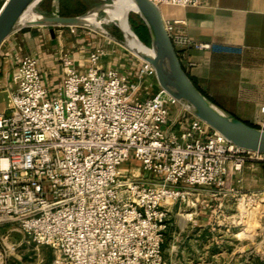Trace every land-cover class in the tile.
<instances>
[{"label":"built area","instance_id":"1","mask_svg":"<svg viewBox=\"0 0 264 264\" xmlns=\"http://www.w3.org/2000/svg\"><path fill=\"white\" fill-rule=\"evenodd\" d=\"M148 1L161 12L203 0ZM162 21L179 60L190 50H216L188 38L183 21ZM63 28L78 27L54 30ZM84 51L80 69L60 47L61 78L51 86L38 59L22 55L0 88L7 99L0 110V228L8 227L0 232V264H22L19 251L31 246L49 247L50 264H165L170 204L189 219L204 211L208 221L237 228L262 203L264 189L243 191L238 175L264 165V153L229 143L157 86L139 96L153 76L146 63L136 58L141 65L129 79L102 64L101 43L88 42Z\"/></svg>","mask_w":264,"mask_h":264},{"label":"crops","instance_id":"2","mask_svg":"<svg viewBox=\"0 0 264 264\" xmlns=\"http://www.w3.org/2000/svg\"><path fill=\"white\" fill-rule=\"evenodd\" d=\"M4 1L0 0V7ZM42 14L55 15L52 12ZM161 14L165 19L183 21L188 38L216 49L211 52L190 50L180 60L204 96L239 120L264 129V113L261 112L264 108V0H203L196 7H163ZM88 34L79 27L72 32L68 28L61 29V33L54 30L55 41L51 43L43 27L13 33L0 47V88L7 84L22 55L38 59L48 86L61 78L57 60L60 47L70 49L79 68L83 69L85 43L89 42L85 35ZM103 47L106 53L103 65L115 68L129 79L136 76L141 65L136 58L112 46ZM226 49L237 52L228 53ZM155 89L154 82L141 96L147 97ZM238 176L243 191L264 189V165L245 166ZM235 229L226 222L208 221L204 211L189 219L180 215L177 203L170 204L161 243L164 262L264 264V253L259 252L264 251V232L260 235L262 242L245 246L235 236Z\"/></svg>","mask_w":264,"mask_h":264},{"label":"water","instance_id":"3","mask_svg":"<svg viewBox=\"0 0 264 264\" xmlns=\"http://www.w3.org/2000/svg\"><path fill=\"white\" fill-rule=\"evenodd\" d=\"M43 1L5 0L2 3L0 7V47L10 35L25 28H45L51 43L55 41L54 28L56 27H92L96 30L93 26L87 25L84 22L85 19L91 14H96L97 18L99 13L104 14V11L111 8L114 3V0H95L103 3L88 9L81 15L66 17L38 13L36 7ZM125 1L134 7L135 11L132 14L146 28L149 45L142 43L130 28L135 45L134 49H129L125 46V36L121 32L122 41L116 40L103 29V32L99 33L108 39L116 41L132 56L149 65L153 70L156 86L173 98L182 109L194 118L220 134L226 141L236 147L264 153V129L247 124L221 109L208 100L192 82L164 31L160 9L148 0ZM28 13L34 15L36 20L28 23L26 19Z\"/></svg>","mask_w":264,"mask_h":264},{"label":"rangeland","instance_id":"4","mask_svg":"<svg viewBox=\"0 0 264 264\" xmlns=\"http://www.w3.org/2000/svg\"><path fill=\"white\" fill-rule=\"evenodd\" d=\"M81 4L86 6V9L84 12H86L88 9L98 5V4H102L103 2L100 1H95V0H80ZM108 3V2H107ZM63 6L64 10L67 11H80V6L77 5V0H44L38 7H36V11L38 13H47L48 12H52L55 13L56 15H60L59 13L61 12L60 8ZM56 10V12H55ZM117 13L126 20L127 25H129V28L131 29V31L133 32V29L135 30V25L137 24L136 21V16L134 14H132L130 11L123 9L121 7L116 8ZM84 12H82L81 14H83ZM78 14V15H81ZM106 20V16L103 13H99L97 15L96 20L97 21H102V20ZM84 32L89 33L88 35H85L87 37V41H89V43H98V44H102L103 46H112L113 48L117 49L119 52H126L128 54H130L129 52H127L126 50L123 49L122 46H120L116 41H113L111 39H108L106 37H104L103 35H101L99 32H97L96 30H94L92 27H87V28H83ZM102 29L108 33L110 36H112L113 38H115L116 40H120L122 41V35L119 31V29L114 26L111 23H107V24H102ZM135 34V33H134ZM93 41V42H92ZM88 42H86L85 44H87ZM65 48V47H64ZM66 51H69L71 53L70 49H64ZM131 55V54H130ZM132 56V55H131ZM155 80L154 77H147L143 80L141 86H140V90H139V96L145 92L146 89L152 87V85L154 84ZM6 103H7V99H6V94L4 92L0 91V110H3L6 107ZM134 162H132L131 160V164L130 162L126 164V166L123 167V169H128L129 167H131V165H133ZM134 168L138 169L140 171V169L138 167ZM263 203H260L256 206H254L253 208H251L250 210L247 211V213L249 211L254 212V218L251 217V213L246 214V216H242L241 219L239 220V226H237V228L235 229L234 233H239L241 231H244V233H242L241 235H239L238 239L240 241V243H242V245L247 246L248 244H257L262 242V235L264 232V214H263ZM250 215V216H249ZM248 216V217H247ZM251 220H254L253 222ZM249 222L248 225H246L244 222ZM8 227L4 226L0 228V232H4L5 229H7ZM12 239L13 240H19V235L17 234H12ZM247 248V247H245ZM259 252L264 253V251L259 250ZM261 253V254H262ZM21 263L22 264H50L51 263V259H52V252L51 249L49 247H45V246H40L37 249L34 248V246L28 247L26 248H22L19 251L18 254Z\"/></svg>","mask_w":264,"mask_h":264},{"label":"bare ground","instance_id":"5","mask_svg":"<svg viewBox=\"0 0 264 264\" xmlns=\"http://www.w3.org/2000/svg\"><path fill=\"white\" fill-rule=\"evenodd\" d=\"M121 7L123 9H126L128 11H130L131 13H133L135 11L134 7L128 3L125 0H114L113 6L109 9H106L104 11V14L106 15V20H102V21H97L96 20V14H91L89 15L86 19H85V23L87 25H91L93 26L98 32H103L102 31V24H107V23H113L118 29L119 31L124 34L125 36V46L129 49H134L135 45L133 43L132 40V35L130 33L129 27L126 23V20L121 16V14L119 15L117 13L116 8ZM27 22L31 23L34 20H36V17L30 13L27 14ZM262 203L264 204V199L262 201ZM251 213V217L254 218V212L249 211L247 214ZM250 216V215H249ZM248 217V216H247ZM252 222L254 220H251ZM246 225H248L249 222H244ZM242 233H244V231H241L237 234V236L239 237V235H241Z\"/></svg>","mask_w":264,"mask_h":264},{"label":"trees","instance_id":"6","mask_svg":"<svg viewBox=\"0 0 264 264\" xmlns=\"http://www.w3.org/2000/svg\"><path fill=\"white\" fill-rule=\"evenodd\" d=\"M77 5L80 6V11H67V10H64L63 6L60 8L61 12L59 13L60 16H77L78 14H81L82 12L85 11L86 9V6L81 4L80 0H77ZM49 12L47 11V14ZM136 21H137V24L135 25V30L133 29V32L135 33V35L139 38V40L144 43L145 45H149V37H148V34H147V31H146V28L144 27V25L142 24V22L136 17Z\"/></svg>","mask_w":264,"mask_h":264}]
</instances>
